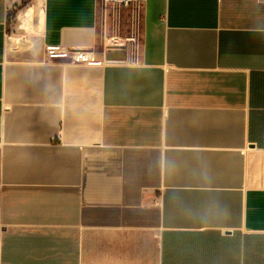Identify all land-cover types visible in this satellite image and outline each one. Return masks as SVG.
<instances>
[{
	"label": "crops",
	"instance_id": "crops-1",
	"mask_svg": "<svg viewBox=\"0 0 264 264\" xmlns=\"http://www.w3.org/2000/svg\"><path fill=\"white\" fill-rule=\"evenodd\" d=\"M120 19L0 0V264H264V0Z\"/></svg>",
	"mask_w": 264,
	"mask_h": 264
},
{
	"label": "built area",
	"instance_id": "built-area-1",
	"mask_svg": "<svg viewBox=\"0 0 264 264\" xmlns=\"http://www.w3.org/2000/svg\"><path fill=\"white\" fill-rule=\"evenodd\" d=\"M146 0H103L104 11L107 14L111 12L113 23V34L115 33V26L119 24L121 20L122 11H126L130 8H139V5L145 3ZM112 34V35H113ZM107 36V35H106ZM108 37V36H107ZM135 43V37H121L110 36L105 39V49L111 50H123L125 51L131 44ZM60 47H48L46 49V57L52 58L62 54ZM70 60L76 65H87L95 63V56L90 51H72L70 54Z\"/></svg>",
	"mask_w": 264,
	"mask_h": 264
},
{
	"label": "water",
	"instance_id": "water-1",
	"mask_svg": "<svg viewBox=\"0 0 264 264\" xmlns=\"http://www.w3.org/2000/svg\"><path fill=\"white\" fill-rule=\"evenodd\" d=\"M114 55V51H109L106 53V59H110V57Z\"/></svg>",
	"mask_w": 264,
	"mask_h": 264
},
{
	"label": "rangeland",
	"instance_id": "rangeland-1",
	"mask_svg": "<svg viewBox=\"0 0 264 264\" xmlns=\"http://www.w3.org/2000/svg\"><path fill=\"white\" fill-rule=\"evenodd\" d=\"M105 33V32H104Z\"/></svg>",
	"mask_w": 264,
	"mask_h": 264
}]
</instances>
